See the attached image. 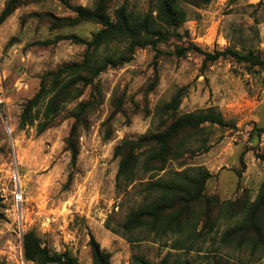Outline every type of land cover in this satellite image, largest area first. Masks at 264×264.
I'll use <instances>...</instances> for the list:
<instances>
[{
  "label": "rangeland",
  "instance_id": "1",
  "mask_svg": "<svg viewBox=\"0 0 264 264\" xmlns=\"http://www.w3.org/2000/svg\"><path fill=\"white\" fill-rule=\"evenodd\" d=\"M6 1L0 0V12ZM125 1L135 13L153 8L150 0H117L112 9ZM71 4L91 7L92 1L71 0ZM182 8L187 20L179 30L180 39L137 50L131 63L106 70L41 135L35 126L19 129L24 103L38 90L43 74L81 61L86 50L68 40H55L69 35L89 40L100 27L82 24L51 30L50 15L72 16L53 0L21 6L0 25V187H10L9 172L16 165L25 193L19 223L9 210L10 197L1 199L0 264H33L25 261L22 249V237L30 231L52 253L69 251L79 264H92L91 236L111 254L110 264H131L134 255L153 264L164 258L171 264H264V252L222 242L235 221H219L210 232L198 225L191 236L158 238L146 230L129 234L120 230L127 214L147 202L145 183L162 175L145 173L140 162L132 184L117 183L120 159L114 157L115 148L123 140L134 142L157 131L161 120L153 115L154 109L181 87L188 90L178 114L215 108L235 127L205 125L183 148L187 166L170 162L168 171L186 169L192 176L206 169L212 174L206 194L223 201L248 193L254 200L264 181V162L259 158L264 156V134L250 135L254 126L264 128V68L228 56L204 65L205 57L195 52L180 58L158 55L193 43L204 53L232 47L264 57V0H219ZM155 63L159 83L148 95L146 113L144 88L154 77ZM93 98L98 103L87 115L88 124L77 126L73 144L78 155L73 164L65 142L74 124L72 113L80 102ZM118 98L121 112L113 114Z\"/></svg>",
  "mask_w": 264,
  "mask_h": 264
},
{
  "label": "trees",
  "instance_id": "2",
  "mask_svg": "<svg viewBox=\"0 0 264 264\" xmlns=\"http://www.w3.org/2000/svg\"><path fill=\"white\" fill-rule=\"evenodd\" d=\"M43 0H7L0 12L2 25L16 9L26 4ZM67 8L72 16L55 17L50 15V29H71L82 24H95L100 28L89 40L76 35L58 37L55 41L68 40L73 44L85 46L81 61L66 64L55 71L47 72L40 77L36 93L27 100L19 116V129L35 126L41 135L59 116L65 107L80 99L85 90L93 86L94 81L106 70L120 68L133 61L137 50L156 49L171 39H180L179 30L187 20L182 5L203 7L219 0H150L153 8L143 13H135L123 2L112 9L117 0H91L92 6H75L71 0H53ZM234 1V0H228ZM112 10V11H111ZM195 52L203 55V64L215 62L219 57H230L238 63L264 68V57L254 52H240L232 47L214 54L204 53L193 43L187 47H176L172 53L158 55L182 57ZM156 63L154 64V66ZM159 83L157 68L154 77L145 88L143 95L144 111H148V95L156 90ZM188 87L175 91L169 101L158 105L153 115L161 120L155 132L141 135L137 141L123 140L114 151V157L120 159L116 182L123 180L132 184L142 162L145 173L160 176L154 181L145 183L144 192L147 202L127 214L120 230L129 234L137 230H146L158 238L167 235L189 236L195 233L196 227L212 231L219 221H235L222 235V242L234 248H249L264 252V181L254 200L243 195L237 200L223 201L216 195H207L206 185L212 174L202 169L192 176L183 171H168L170 162H179L182 168L187 166L182 158L187 141L202 133L205 125L221 128H234L232 122L226 121L215 108H208L192 113L178 114L182 99ZM98 101L80 102L72 117L73 128L66 139V149L71 153L72 163L77 159L78 149L73 144L77 136V126L87 123V115L97 106ZM113 114L121 112L122 99L114 102ZM259 137L264 128L254 126ZM77 139H75V142ZM264 162V156H260ZM149 198H151L149 200ZM0 197V202H1ZM1 207V205H0ZM117 233L118 231H112ZM22 249L25 261L33 264H79L69 251L52 253L43 246L40 239L30 231L23 235ZM89 247L92 264H110L111 254L102 250L94 237H90ZM131 264H153L142 256H132ZM158 264H171L164 258ZM178 264H189L182 262Z\"/></svg>",
  "mask_w": 264,
  "mask_h": 264
},
{
  "label": "built area",
  "instance_id": "3",
  "mask_svg": "<svg viewBox=\"0 0 264 264\" xmlns=\"http://www.w3.org/2000/svg\"><path fill=\"white\" fill-rule=\"evenodd\" d=\"M9 184L10 187H0V197L2 199H7V197H10L9 210L12 212L15 218V222L19 223L22 220L25 193L22 185V179L16 165H13L10 169Z\"/></svg>",
  "mask_w": 264,
  "mask_h": 264
}]
</instances>
